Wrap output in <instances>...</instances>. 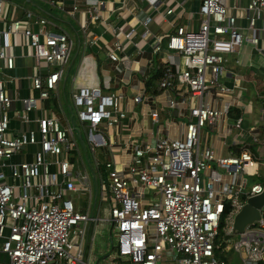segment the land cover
Segmentation results:
<instances>
[{
	"label": "built area",
	"instance_id": "obj_1",
	"mask_svg": "<svg viewBox=\"0 0 264 264\" xmlns=\"http://www.w3.org/2000/svg\"><path fill=\"white\" fill-rule=\"evenodd\" d=\"M70 1L55 0L53 4L74 17L85 2V33L90 21L96 23L103 17L104 0ZM17 8L11 0H0V264H88L84 249L94 219L81 200L85 194L91 197L92 183L76 132L82 131L94 154L101 147L113 153L109 130L127 113L121 108L120 95L105 93L106 84L80 85L72 91L78 124L68 121L65 126L45 102L56 97L74 40L66 30H54L57 24L51 19L32 10L19 15ZM246 10L247 28L231 13L227 0H202L199 27H178L168 37V48L182 60L177 63L170 55L160 87L174 89L181 84L202 97L210 85L219 84L227 72V55L247 42L258 45V32L264 31V0H249ZM18 35L33 48L38 70L31 76V89L37 95L23 98V106L13 111L14 99L8 94L5 77L7 70L17 67L14 47ZM95 38L89 42H96ZM123 47L124 42L116 41L110 58L121 60ZM161 49L157 46L155 52ZM84 66L85 75L89 62L84 61ZM219 89L228 88L220 84ZM139 99L137 96L135 100ZM177 105L175 98L170 100L171 108ZM36 110L41 114L34 118L31 113ZM230 110L229 103L223 111L202 101L193 105L195 120L188 123L186 138L160 139L145 148L136 146L127 175H121L112 153L105 162L95 157L101 200L108 211L103 221L111 227L115 248L112 264L117 257H127L135 264L264 261V209L261 218L234 239L217 241L227 205L231 204L232 211L226 233L246 200L264 190V181L250 187L236 182L239 173L253 175L258 169L249 148L238 155L217 156L212 148L201 147V129L215 125ZM14 117L35 123V127L12 130ZM242 121L237 120L238 128H242ZM17 155L24 158L18 160ZM102 166L108 170L106 177ZM225 175L233 180L217 189V183L225 182Z\"/></svg>",
	"mask_w": 264,
	"mask_h": 264
},
{
	"label": "crops",
	"instance_id": "obj_2",
	"mask_svg": "<svg viewBox=\"0 0 264 264\" xmlns=\"http://www.w3.org/2000/svg\"><path fill=\"white\" fill-rule=\"evenodd\" d=\"M28 1V5L15 2L18 5L17 14L22 15L25 10H32L54 21L57 28L68 31L75 41L73 49L75 55L64 67V75L60 80L56 97L50 99L58 101L59 110H55L52 105L48 106L49 100L45 102V106L57 113L67 126L68 121L78 123L71 97L74 88L91 83L106 84L105 93H116L121 96V108L127 116L109 130L113 153L109 148L106 149L108 157L111 153L114 156L118 168L122 170L121 175L128 174V166L134 161L136 146L145 148L148 144H156L160 139L184 140L188 123L195 120L191 114V107L202 101L220 111L229 103L231 110L228 114H223L215 125H206L201 129V147L212 148L217 156L238 155L239 151L249 148L258 161V169L253 175L239 173L235 178L236 182L249 186L251 178L264 176V31L258 32L260 37L258 45L247 42L238 51L227 55V72L221 77L219 84L210 85L202 97L195 96L181 84L176 85L174 89H162L160 81L157 83L156 92H147L146 79L157 65L165 66L171 54L175 56L177 63H181L180 55L168 48V37L175 33L178 27L186 29L199 27L202 0H104L106 6L102 13L103 17L96 23L90 21L86 33L84 27L88 20L86 12L88 8L85 2L81 3L80 12L73 17L55 7L53 4L55 0ZM68 3L71 1L68 0ZM227 3L231 13L237 15L239 24L247 28L246 7L249 0H227ZM169 9L172 10L171 13H167ZM57 10L69 15L67 18L69 20L60 19L55 13ZM261 24L259 21L258 27ZM93 37H96V42H89ZM15 40L17 67L7 70L5 77L8 94L14 99L13 111L23 106V98L37 95V92L31 89V76L38 70L30 42L27 39L24 41L20 35ZM116 41L124 42L123 50L120 52L121 60L110 58ZM157 46L162 47L159 52H155ZM84 61L89 62L85 75L82 73L85 68ZM237 78L240 80L237 81ZM220 84L228 89L221 91ZM137 96L140 97L138 101L135 100ZM173 98L178 102L175 108L169 106ZM65 106L68 107L71 116H68ZM156 112L159 113L157 118L153 117ZM40 114L36 110L31 116L36 118ZM239 118H243L242 128L236 126ZM11 127L12 130L24 131L35 127V123H24L14 117ZM76 137L79 147L80 140L86 142L82 131L76 133ZM253 137H257L258 141H254ZM86 145L88 146L87 143ZM80 151L83 158L84 152L81 147ZM23 153L27 151L23 150ZM23 158V155L16 156L18 160ZM83 162L88 170L84 158ZM88 172L90 173L89 170ZM101 173L107 176L108 170L105 166H102ZM94 174L98 181L99 194H94L95 185L90 173L91 197L88 194L82 196V198L88 196L90 204L87 206V203L81 200L82 205L89 210L91 218L94 219L84 249V256H89L88 260H85L88 264L101 262L109 248V244L105 246L102 241L109 236L111 239L110 225L94 215L105 211L107 206L101 200L100 177L95 169ZM232 180V176L225 175V182L217 183V189H221L224 183ZM258 182L261 181L254 183ZM94 198L99 199V204L93 213ZM116 261L114 264H135L129 259L118 263Z\"/></svg>",
	"mask_w": 264,
	"mask_h": 264
},
{
	"label": "rangeland",
	"instance_id": "obj_3",
	"mask_svg": "<svg viewBox=\"0 0 264 264\" xmlns=\"http://www.w3.org/2000/svg\"><path fill=\"white\" fill-rule=\"evenodd\" d=\"M11 1H14V2H16V0H11ZM55 13H56V15L58 16V17H60V19H62V20H69V19H67L68 18V16L69 15H67V14H62L61 12H59L58 10L57 11H55ZM61 26V25H60ZM63 27V26H62ZM80 29H82L81 28V26H80ZM54 30H56V31H63L62 29H60V28H54ZM68 32V31H67ZM74 46H75V41H74ZM74 51V50H73ZM20 52V49H18L17 50V53H19ZM74 53V52H73ZM72 53V56H71V58L75 55V54H73ZM70 58V59H71ZM71 97H72V95H71ZM65 109H66V112H67V114H68V116H71V113H70V111H69V109H68V107H66L65 106ZM74 122V121H73ZM78 124V123H77ZM76 133H78L79 134V131L77 130V132ZM86 145V142H84V141H82V140H80V147H81V149L83 150V158H84V160H85V162H86V164H87V167H88V170L90 171V173H91V175H92V179L94 180V185H95V187H94V194L95 195H98L99 194V189H98V181L95 179V174H94V169H93V166H94V159H95V157L96 158H98L101 162H105L107 159H108V155H106V149L107 148H105V147H101V148H97V150H96V153L94 154L92 151H91V149ZM103 172H104V169L102 170ZM106 174V173H105ZM256 179H258V180H260L261 182L262 181H264V176L263 177H261V178H257L256 177ZM256 179H254V178H251L250 179V183H249V186H247V187H250L255 181H256ZM98 200L99 199H96V198H94V200H93V204H92V212L94 213L95 212V210H96V208H97V205L99 204L98 203ZM83 201L85 202V203H87V206L90 204V199H89V197L88 196H84L83 197ZM105 204V203H104ZM90 211H91V209H90ZM94 215H96V216H99L100 217V219H101V221L106 217V216H108V211L107 210H105V211H100L99 213L97 212V213H95ZM239 234H237L236 236H238ZM235 236V237H236ZM234 237V238H235ZM233 238V239H234ZM110 241H111V239H110V236L108 237V239L107 238H105L102 242H103V244L106 246L107 244H109V248H108V250H107V255L101 260V262L100 263H96V264H112L111 263V260H112V256H113V252L115 251V248H114V244H111L110 243ZM86 259L85 260H88V258H89V256L87 255L86 257H85ZM127 257H122L121 259H119L118 261H116V263H118V262H123L124 261V259H126ZM171 260V257H168V261H170Z\"/></svg>",
	"mask_w": 264,
	"mask_h": 264
},
{
	"label": "water",
	"instance_id": "obj_4",
	"mask_svg": "<svg viewBox=\"0 0 264 264\" xmlns=\"http://www.w3.org/2000/svg\"><path fill=\"white\" fill-rule=\"evenodd\" d=\"M264 209V190L250 196L242 208L234 214L232 229L226 233L225 240H232L237 234L242 233L248 226L255 224L262 216Z\"/></svg>",
	"mask_w": 264,
	"mask_h": 264
},
{
	"label": "trees",
	"instance_id": "obj_5",
	"mask_svg": "<svg viewBox=\"0 0 264 264\" xmlns=\"http://www.w3.org/2000/svg\"><path fill=\"white\" fill-rule=\"evenodd\" d=\"M16 1H18L19 3H26L27 5L29 4L28 0H16ZM43 15H45V13H43ZM164 71H165V66L163 64L157 65L155 69H153L149 77L146 79L147 92L157 91V83L162 78ZM51 105L55 110H59V103L57 100H49L48 106H51ZM238 153H241V152L239 151ZM256 181H260V180L256 179ZM231 211H232V206L231 204H228L226 207L225 213L223 214L221 222H220L219 233L217 236L218 243H223V242L225 243V235H226V229L228 225L227 217L229 216ZM121 258L122 257H117L116 260H119ZM260 264H264V261L261 262Z\"/></svg>",
	"mask_w": 264,
	"mask_h": 264
}]
</instances>
